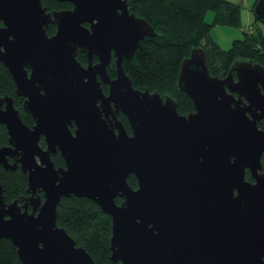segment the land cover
<instances>
[{"label":"water","instance_id":"obj_1","mask_svg":"<svg viewBox=\"0 0 264 264\" xmlns=\"http://www.w3.org/2000/svg\"><path fill=\"white\" fill-rule=\"evenodd\" d=\"M57 1L72 7L48 12L41 0H0V62L34 120L28 127L13 98L0 96L8 134L0 166L20 167L29 194L6 202L0 183V238L23 264H96L56 222L61 197L75 195L110 216L114 263L264 264V66L238 60L220 78L204 49L193 48L177 87L194 111L179 114L171 96L135 88L123 69L155 35L126 0ZM253 11L264 21V0ZM56 151L63 166L50 158Z\"/></svg>","mask_w":264,"mask_h":264},{"label":"trees","instance_id":"obj_2","mask_svg":"<svg viewBox=\"0 0 264 264\" xmlns=\"http://www.w3.org/2000/svg\"><path fill=\"white\" fill-rule=\"evenodd\" d=\"M258 0L250 8L253 9ZM46 11L71 8L69 2L57 0H41ZM130 12L144 18L153 27L155 35L145 37L141 41V49L137 50L130 60H123L125 73L130 77L135 88H147L150 92H158L160 96H171L177 104L179 114L187 115L194 111L191 99L177 87V77L182 60L193 48L202 47L206 54L209 73L220 78L225 77L232 64L238 60H251L264 66V21L255 14L253 21L242 28L241 6L231 0H126ZM208 10L214 15L211 22H206L204 16ZM1 24V22H0ZM225 25L242 28V38L231 41L229 48L222 49L212 36L215 26ZM56 26L49 24L48 35L55 33ZM78 61L86 65L84 53L76 54ZM97 59L94 58V62ZM107 71L115 76L114 58ZM102 90L108 88L101 84ZM14 82L7 68L0 62V96H11L14 106L20 111L24 123H30L31 118L22 110V100L14 92ZM118 118L130 133L126 117L118 114ZM258 126L264 130V119L258 121ZM7 142L4 126L0 125V145ZM56 167L64 165V160L57 151L51 154ZM264 170V153L262 155ZM245 178L252 181L248 171ZM0 183L6 202L28 195L27 175L20 167L7 170L0 166ZM127 183L137 187L133 174L127 177ZM41 198H43L40 193ZM120 204L121 197L115 198ZM57 225L63 227L93 258L96 264H118L110 259L111 218L92 200L71 195L61 197L57 204ZM0 264H23L17 255L16 247L7 238H0Z\"/></svg>","mask_w":264,"mask_h":264},{"label":"rangeland","instance_id":"obj_3","mask_svg":"<svg viewBox=\"0 0 264 264\" xmlns=\"http://www.w3.org/2000/svg\"><path fill=\"white\" fill-rule=\"evenodd\" d=\"M235 3L240 4L241 6V21H242V28H246L247 24V15L249 7L254 2V0H231ZM250 12L251 19L253 18V12ZM213 11L208 10L204 16V20L206 22H211L213 19ZM245 26V27H244ZM212 36L215 38L222 49H227L230 46V43L235 38H242V29L232 27V26H225V25H219L216 28H213L212 30Z\"/></svg>","mask_w":264,"mask_h":264},{"label":"flooded vegetation","instance_id":"obj_4","mask_svg":"<svg viewBox=\"0 0 264 264\" xmlns=\"http://www.w3.org/2000/svg\"><path fill=\"white\" fill-rule=\"evenodd\" d=\"M111 77V76H110ZM113 78V77H112ZM103 85H105L107 88H108V85H106V84H103ZM106 93V92H105ZM108 93V92H107ZM106 93V94H107ZM2 97V96H1ZM13 98V97H12ZM21 98V97H20ZM21 100H22V105H23V98H21ZM13 103H14V100H13ZM3 107V106H2ZM22 107V106H21ZM22 110L24 111V109H23V107H22ZM26 114H29L28 112H26V111H24ZM19 113H20V111H19ZM29 116H30V118H31V121H30V123H25L26 125H28V127H32L33 125H34V120L32 119V117H31V115L29 114ZM21 117V116H20ZM2 126H4V125H2ZM4 128H5V126H4ZM71 129L73 130V127H71ZM5 130H6V128H5ZM6 135H7V142H6V144H4V145H8V134H7V130H6ZM39 144H40V146L41 147H43V148H45V146H46V144H45V142H44V138H43V136H41L40 137V140H39ZM0 146H3V145H0ZM57 152V151H56ZM59 152V151H58ZM55 153V152H54ZM60 153V152H59ZM51 154H53V153H51ZM51 154H50V156H51ZM51 158V157H50ZM15 158H9L8 160L10 161V162H12L13 160H14ZM52 160V159H51ZM63 166V165H62ZM2 167V166H1ZM253 181V180H252ZM42 194V192L40 191L39 192V194ZM29 195V194H28ZM27 196V195H26ZM19 203H21L20 202V200L18 201ZM30 208V207H29Z\"/></svg>","mask_w":264,"mask_h":264},{"label":"crops","instance_id":"obj_5","mask_svg":"<svg viewBox=\"0 0 264 264\" xmlns=\"http://www.w3.org/2000/svg\"><path fill=\"white\" fill-rule=\"evenodd\" d=\"M255 1V0H254ZM253 4V3H252ZM252 4H251V6H252ZM251 6L249 7V10H248V13H246V15H247V24H246V26L247 25H249L252 21H253V18H254V13L252 14L253 15V18L251 19V16H250V12L249 11H251L250 10V8H251ZM252 12V11H251ZM243 26V25H242ZM217 26H215L214 28H216ZM245 27V26H244ZM240 29H242V28H240ZM217 41V40H216ZM218 42V41H217Z\"/></svg>","mask_w":264,"mask_h":264}]
</instances>
